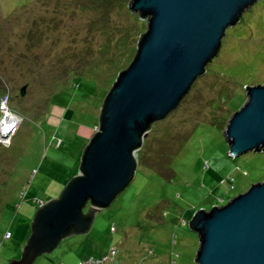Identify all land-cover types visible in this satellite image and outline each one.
<instances>
[{
	"label": "rangeland",
	"instance_id": "obj_1",
	"mask_svg": "<svg viewBox=\"0 0 264 264\" xmlns=\"http://www.w3.org/2000/svg\"><path fill=\"white\" fill-rule=\"evenodd\" d=\"M131 1L0 0V130L10 125L0 134V264L20 260L35 212L79 173L104 100L147 32ZM256 86L263 1L226 31L178 108L151 126L134 180L89 232L33 264H195V213L264 182V152L232 159L223 134L247 102L245 87Z\"/></svg>",
	"mask_w": 264,
	"mask_h": 264
},
{
	"label": "water",
	"instance_id": "obj_2",
	"mask_svg": "<svg viewBox=\"0 0 264 264\" xmlns=\"http://www.w3.org/2000/svg\"><path fill=\"white\" fill-rule=\"evenodd\" d=\"M259 1L130 2V11L147 20V32L104 100L78 175L58 199L37 210L22 256L10 264H33L64 238L89 232L95 213L109 208L134 180L135 155L151 126L178 108L218 56L226 31ZM245 90L247 102L223 133L232 159L264 152V86ZM188 226L198 236L195 264H264V182L224 206L196 212Z\"/></svg>",
	"mask_w": 264,
	"mask_h": 264
},
{
	"label": "bare ground",
	"instance_id": "obj_3",
	"mask_svg": "<svg viewBox=\"0 0 264 264\" xmlns=\"http://www.w3.org/2000/svg\"><path fill=\"white\" fill-rule=\"evenodd\" d=\"M10 128V125H3V128L0 130V134H4Z\"/></svg>",
	"mask_w": 264,
	"mask_h": 264
},
{
	"label": "clouds",
	"instance_id": "obj_4",
	"mask_svg": "<svg viewBox=\"0 0 264 264\" xmlns=\"http://www.w3.org/2000/svg\"><path fill=\"white\" fill-rule=\"evenodd\" d=\"M87 207H88V206H87ZM85 212H86V211H85ZM35 213H36V212H35ZM84 214H86V213H84ZM6 235H9V238H7V239L5 238V240H8V239H10V238L12 237V235H11L10 232H8ZM6 235H5V236H6ZM86 263H87V262H86Z\"/></svg>",
	"mask_w": 264,
	"mask_h": 264
},
{
	"label": "built area",
	"instance_id": "obj_5",
	"mask_svg": "<svg viewBox=\"0 0 264 264\" xmlns=\"http://www.w3.org/2000/svg\"><path fill=\"white\" fill-rule=\"evenodd\" d=\"M7 237L9 238V235H7ZM86 264V263H85ZM87 264H92L91 262H87Z\"/></svg>",
	"mask_w": 264,
	"mask_h": 264
},
{
	"label": "trees",
	"instance_id": "obj_6",
	"mask_svg": "<svg viewBox=\"0 0 264 264\" xmlns=\"http://www.w3.org/2000/svg\"><path fill=\"white\" fill-rule=\"evenodd\" d=\"M85 211V210H84ZM209 211V210H208ZM87 212H88V210H87ZM84 213H86V212H84Z\"/></svg>",
	"mask_w": 264,
	"mask_h": 264
}]
</instances>
